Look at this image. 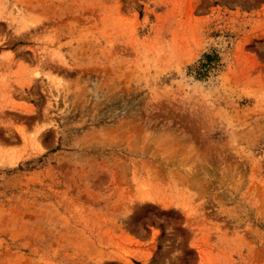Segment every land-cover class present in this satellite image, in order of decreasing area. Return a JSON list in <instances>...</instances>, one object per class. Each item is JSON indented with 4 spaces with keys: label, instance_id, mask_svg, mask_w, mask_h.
<instances>
[{
    "label": "rangeland",
    "instance_id": "1",
    "mask_svg": "<svg viewBox=\"0 0 264 264\" xmlns=\"http://www.w3.org/2000/svg\"><path fill=\"white\" fill-rule=\"evenodd\" d=\"M0 264H264V0H0Z\"/></svg>",
    "mask_w": 264,
    "mask_h": 264
},
{
    "label": "trees",
    "instance_id": "2",
    "mask_svg": "<svg viewBox=\"0 0 264 264\" xmlns=\"http://www.w3.org/2000/svg\"><path fill=\"white\" fill-rule=\"evenodd\" d=\"M204 62H202L201 63V69H199L198 71H199V74L198 75H200V73L202 72V70L203 71H208L211 67H212V65L214 64V63H217V61H218V56L214 53V52H212V53H210V54H204V56H203V59H202ZM203 74H204V72H202Z\"/></svg>",
    "mask_w": 264,
    "mask_h": 264
}]
</instances>
